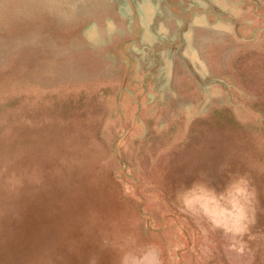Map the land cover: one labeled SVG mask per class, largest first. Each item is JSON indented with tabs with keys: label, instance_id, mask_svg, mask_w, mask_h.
Instances as JSON below:
<instances>
[{
	"label": "rangeland",
	"instance_id": "obj_1",
	"mask_svg": "<svg viewBox=\"0 0 264 264\" xmlns=\"http://www.w3.org/2000/svg\"><path fill=\"white\" fill-rule=\"evenodd\" d=\"M72 3L0 0V264H264V0H167L160 65Z\"/></svg>",
	"mask_w": 264,
	"mask_h": 264
},
{
	"label": "crops",
	"instance_id": "obj_2",
	"mask_svg": "<svg viewBox=\"0 0 264 264\" xmlns=\"http://www.w3.org/2000/svg\"><path fill=\"white\" fill-rule=\"evenodd\" d=\"M166 1L167 0H72L73 3L71 6L81 10V14L85 17L95 18V21H91V23L86 25L87 28L85 32L87 33L94 32L98 37H102L103 33H110V29L116 34L126 32V37H124L123 40L127 44L128 59H131L128 62L142 65H160L164 63L167 58L168 42H174V47H170L169 49H174L175 51L181 48L177 46V41L182 42L181 37L179 38L178 35V28H176L177 21L175 15L170 13L172 11L166 14V11H169ZM230 7L231 4L227 9L229 10ZM221 9L223 10L224 8L222 7ZM161 10L163 11V19H158L159 16H162V13H160ZM224 11L226 13V9H224ZM167 17L170 18L167 19ZM105 23H111L114 27L106 28L103 26ZM119 26L125 27L127 30L124 31L122 30L123 28ZM91 27L93 30H91ZM189 46L188 50L192 55H196V53L198 55L199 50L203 48V46L200 47L197 43H192ZM208 47H213L214 50L219 51L217 49L218 47H215L214 44ZM222 50L223 48H221V51ZM197 55L195 56L196 58ZM169 57H171L172 60L166 62V64L179 65L181 63H186L181 53H179V55L175 52L174 54L170 53ZM179 66L178 70H180Z\"/></svg>",
	"mask_w": 264,
	"mask_h": 264
},
{
	"label": "clouds",
	"instance_id": "obj_3",
	"mask_svg": "<svg viewBox=\"0 0 264 264\" xmlns=\"http://www.w3.org/2000/svg\"><path fill=\"white\" fill-rule=\"evenodd\" d=\"M246 219V217L243 215V213H241L239 220L242 222ZM246 227V225H244L243 223H241V230H243V228Z\"/></svg>",
	"mask_w": 264,
	"mask_h": 264
}]
</instances>
